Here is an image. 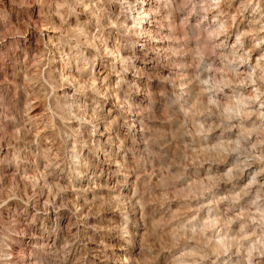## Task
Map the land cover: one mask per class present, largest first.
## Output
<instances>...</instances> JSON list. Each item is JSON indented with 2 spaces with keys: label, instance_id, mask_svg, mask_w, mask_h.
<instances>
[{
  "label": "rangeland",
  "instance_id": "rangeland-1",
  "mask_svg": "<svg viewBox=\"0 0 264 264\" xmlns=\"http://www.w3.org/2000/svg\"><path fill=\"white\" fill-rule=\"evenodd\" d=\"M263 37L264 0H0V264H264Z\"/></svg>",
  "mask_w": 264,
  "mask_h": 264
},
{
  "label": "bare ground",
  "instance_id": "bare-ground-1",
  "mask_svg": "<svg viewBox=\"0 0 264 264\" xmlns=\"http://www.w3.org/2000/svg\"><path fill=\"white\" fill-rule=\"evenodd\" d=\"M246 6V5H245ZM143 13V12H142ZM145 17H143V23L145 22L146 23V21H144L145 19H146V17L149 15V11H145ZM147 20V19H146ZM148 23V22H147ZM129 27V26H128ZM252 27V26H251ZM251 29V28H250ZM253 30V29H252ZM261 31V30H260ZM142 32H144L145 34H147L148 33V31H147V29L146 28H143V30H142ZM246 33L247 32H243V36H245L246 35ZM250 34V33H249ZM259 34V33H258ZM148 35V34H147ZM150 37V36H149ZM49 38H52V37H49ZM264 38V37H263ZM234 44V43H233ZM235 45V44H234ZM237 46H238V44H237ZM257 46H258V44H256L255 46H254V49H256L257 48ZM260 47V46H259ZM241 51H242V49H241ZM239 53V52H238ZM246 55V54H245ZM244 54H240L238 57H244L245 56ZM263 55V54H262ZM247 59H248V56H246L243 60H241V62L242 63H247ZM262 59H263V61H264V55L262 56ZM126 61V60H125ZM236 61V60H235ZM262 61V60H261ZM123 63V62H122ZM246 66V65H245ZM258 66H260L261 68H263V64L262 63H260V64H258ZM246 68V67H245ZM260 68V69H261ZM256 77V76H255ZM252 78V77H251ZM258 87V86H257ZM95 88V87H94ZM99 89V88H98ZM259 91V90H258ZM261 92H262V90H261ZM231 110V109H230ZM263 153V152H262ZM264 155V154H263ZM258 187V186H257Z\"/></svg>",
  "mask_w": 264,
  "mask_h": 264
}]
</instances>
